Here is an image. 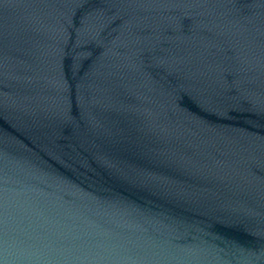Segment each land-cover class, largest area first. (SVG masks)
I'll list each match as a JSON object with an SVG mask.
<instances>
[{"label":"water","instance_id":"1","mask_svg":"<svg viewBox=\"0 0 264 264\" xmlns=\"http://www.w3.org/2000/svg\"><path fill=\"white\" fill-rule=\"evenodd\" d=\"M0 264H264V0H0Z\"/></svg>","mask_w":264,"mask_h":264}]
</instances>
